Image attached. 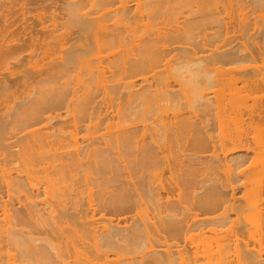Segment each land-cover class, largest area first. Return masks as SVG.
I'll list each match as a JSON object with an SVG mask.
<instances>
[{
	"label": "bare ground",
	"instance_id": "bare-ground-1",
	"mask_svg": "<svg viewBox=\"0 0 264 264\" xmlns=\"http://www.w3.org/2000/svg\"><path fill=\"white\" fill-rule=\"evenodd\" d=\"M222 1L0 0V264H264V146L210 127L214 77L264 86V0ZM233 213L258 238L186 262Z\"/></svg>",
	"mask_w": 264,
	"mask_h": 264
},
{
	"label": "rangeland",
	"instance_id": "rangeland-1",
	"mask_svg": "<svg viewBox=\"0 0 264 264\" xmlns=\"http://www.w3.org/2000/svg\"><path fill=\"white\" fill-rule=\"evenodd\" d=\"M224 3V0L222 1ZM247 9V7H246ZM255 13V12H254ZM214 85L210 90L215 92L211 98L215 100L212 113L210 116V127L212 133L218 140L219 145L231 147L235 143H247L252 150H257L264 146V122L249 121L246 116L251 108H264V86L254 83L242 87V84L234 82L227 77L223 80L214 77ZM238 91L240 100L232 101V95ZM241 96L243 97L241 99ZM217 100V101H216ZM257 107V108H256ZM244 140L239 141L238 139ZM249 159L244 165V172L238 178L236 184V194L234 200H229L232 209L243 202L246 196L252 195L259 188L261 176V166L259 161L253 162L254 154L251 151ZM250 162L252 164L250 165ZM228 211H231L229 209ZM193 213H199L195 209ZM247 213L250 211H246ZM236 213L230 215L226 225L218 227L216 231L210 232L207 228L200 233L198 229L190 230L188 236L192 237L187 240V253H184V260L187 262L194 251V245H198V255H203L209 249H215L218 244L229 243L231 253L234 251V243H241L243 240L250 242L257 239L258 236L246 229L241 223L235 220ZM264 241V238H263ZM201 261H203L201 259ZM200 263V260L198 261ZM188 264V263H187ZM229 264H238L235 258H230Z\"/></svg>",
	"mask_w": 264,
	"mask_h": 264
}]
</instances>
